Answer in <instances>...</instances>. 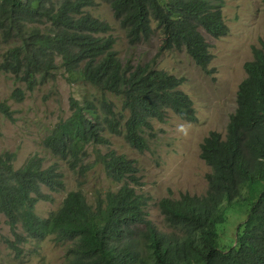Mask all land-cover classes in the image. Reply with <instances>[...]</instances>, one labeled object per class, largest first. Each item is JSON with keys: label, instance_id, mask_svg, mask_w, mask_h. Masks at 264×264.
I'll return each mask as SVG.
<instances>
[{"label": "trees", "instance_id": "obj_1", "mask_svg": "<svg viewBox=\"0 0 264 264\" xmlns=\"http://www.w3.org/2000/svg\"><path fill=\"white\" fill-rule=\"evenodd\" d=\"M101 1L125 32L130 49L150 40L155 22L162 40L151 62L119 60L110 26L85 11L94 0H0V46L7 47L2 73L32 92L62 68L68 83L87 84L97 92L70 98V115L42 139L43 147L74 174L84 177L100 166L117 185L97 194L92 205L80 190L70 191L56 211L40 218L35 205L52 201L44 190H65L63 174L56 164L44 168L37 156L14 169L15 154H0V214L15 238V254L28 238L52 237L67 245L66 264H264V39L251 48L252 58L243 66L245 78L237 87L225 136L213 131L200 144L199 157L210 169L205 193L159 201L171 229L165 233L148 219L151 198L136 192L141 186L136 162L110 150L105 133L143 152L153 122L163 123L168 112L196 121L193 103L181 90L182 79L156 69L155 62L162 52L184 51L211 75L205 34L217 39L226 35L224 0ZM108 94L120 101L119 109ZM24 96L20 88L10 94L15 102ZM0 114L14 121L5 101L0 102ZM89 148L93 163L87 161ZM243 194L252 202L246 218L263 225L240 223L229 246L219 245L224 208ZM19 225L25 235L17 232Z\"/></svg>", "mask_w": 264, "mask_h": 264}, {"label": "rangeland", "instance_id": "obj_2", "mask_svg": "<svg viewBox=\"0 0 264 264\" xmlns=\"http://www.w3.org/2000/svg\"><path fill=\"white\" fill-rule=\"evenodd\" d=\"M94 3L85 11L110 26L108 35L114 38V50L122 63L128 59L134 64L148 63L155 58L162 35L154 21L151 23L154 32L150 40L130 49L125 32L114 19L109 6L101 0H94ZM222 17L227 27L226 35L217 39L205 34L212 55L209 64L211 75L204 74L184 51L162 52L155 62L156 69L182 79L181 90L193 103L195 122L183 121L168 112L163 123L153 122V132L143 152L129 147L121 137L105 133L110 150L136 162L141 177V186L136 188V192L151 198L146 209L148 219L161 232L171 231L158 208L161 199L205 193L206 175L210 169L199 157L200 144L213 131L225 136L229 116L235 109L237 87L245 78L243 66L252 58L251 48L257 47L259 41L264 39V0H224ZM6 49V46H0V63ZM53 76L54 79L28 92L23 83L0 71V102L5 101L14 112L13 122L0 114V154H15L14 169L21 168L29 158L37 156L44 168L56 164L64 176L65 190L58 194L44 190V193L50 194L52 201H40L35 205V214L40 218H46L56 211L70 191L80 190L87 203L92 205L97 194L117 188L105 177L100 166H95L80 177L43 147L42 139L58 121L70 115V98L81 99L90 93H97L90 85L68 83L62 68H58ZM15 88L24 91L22 102L10 98ZM107 96L119 109L120 101L109 94ZM96 149L101 153L106 152L104 147ZM88 152L90 156L87 161L93 163L92 148ZM251 203V198L243 194L235 204L224 208L225 222L218 227L219 245L229 246L240 223L263 225L261 220L246 218ZM6 221L0 214V264H66L67 245L55 243L52 237L41 241L28 238L27 242L18 246L20 254L16 255L11 247L15 238ZM17 232L25 235L20 225Z\"/></svg>", "mask_w": 264, "mask_h": 264}]
</instances>
